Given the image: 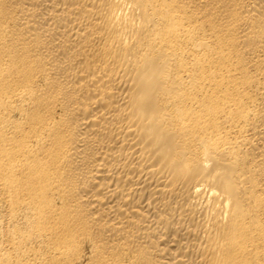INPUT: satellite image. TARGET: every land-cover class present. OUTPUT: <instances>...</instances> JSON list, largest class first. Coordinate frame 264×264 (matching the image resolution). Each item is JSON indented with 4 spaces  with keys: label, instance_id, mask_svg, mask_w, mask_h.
<instances>
[{
    "label": "bare ground",
    "instance_id": "obj_1",
    "mask_svg": "<svg viewBox=\"0 0 264 264\" xmlns=\"http://www.w3.org/2000/svg\"><path fill=\"white\" fill-rule=\"evenodd\" d=\"M0 264H264V0H0Z\"/></svg>",
    "mask_w": 264,
    "mask_h": 264
}]
</instances>
